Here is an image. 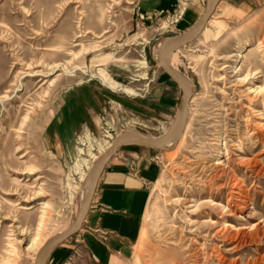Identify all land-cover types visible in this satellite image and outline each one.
<instances>
[{"label":"rangeland","instance_id":"rangeland-1","mask_svg":"<svg viewBox=\"0 0 264 264\" xmlns=\"http://www.w3.org/2000/svg\"><path fill=\"white\" fill-rule=\"evenodd\" d=\"M137 1L0 0V264H34L36 248L25 250L31 237L39 246L69 227L82 185L117 136L129 129L159 136L171 126L178 108L155 113L106 103L79 132L74 159L61 162L43 148L49 117L67 89L97 74L99 55L100 77L121 90L119 102L149 98L153 48L179 32L169 28L175 15L142 23ZM210 20L176 51L174 66L197 93L179 142L153 148L160 177L130 264H264V0H223ZM224 142L227 154L218 151ZM29 163L36 169L19 174ZM8 239L14 252L4 251Z\"/></svg>","mask_w":264,"mask_h":264},{"label":"crops","instance_id":"crops-1","mask_svg":"<svg viewBox=\"0 0 264 264\" xmlns=\"http://www.w3.org/2000/svg\"><path fill=\"white\" fill-rule=\"evenodd\" d=\"M207 4L208 0H192L190 3L184 0H138L133 9L138 16H144L142 23L161 24L183 8L182 16L169 27L180 35L198 21ZM149 42L143 44L145 48ZM101 58L97 56L94 64L98 68L96 75L65 91L42 132L43 148L61 162L77 156L79 132L96 122L106 103L155 113L178 108L181 89L165 70L158 72L161 67L156 59L151 66L155 69L149 98L141 97L137 101L123 98L119 102L116 96L121 90L111 88L100 77V71L104 69V64L99 61ZM105 70L113 72V68ZM111 78L121 84L120 79ZM153 150L130 145L121 147L110 158L102 171L82 228L57 246L45 264H130L134 247L142 236L151 186L160 177L158 156L152 154Z\"/></svg>","mask_w":264,"mask_h":264},{"label":"water","instance_id":"water-1","mask_svg":"<svg viewBox=\"0 0 264 264\" xmlns=\"http://www.w3.org/2000/svg\"><path fill=\"white\" fill-rule=\"evenodd\" d=\"M220 0H208L207 7L198 19V21L184 33L166 38L169 43L160 46L162 41L158 42L153 48V57L158 60L166 73L178 84L182 91V99L179 104L176 116L169 129L159 136H151L138 129H129L113 140L111 146L101 155L93 166V179L91 181L87 195L79 209L78 215L74 222L62 232L48 239L37 254L34 264H45L50 253L61 243L74 236L82 228L83 223L91 208L100 176L110 158L121 148L130 145L144 146L148 148L169 150L168 144L176 145L183 136L188 119L192 99L197 93L196 87L182 75L169 61V57L181 47L197 39L207 27L210 19L216 12ZM156 47L158 49L156 50Z\"/></svg>","mask_w":264,"mask_h":264},{"label":"bare ground","instance_id":"bare-ground-1","mask_svg":"<svg viewBox=\"0 0 264 264\" xmlns=\"http://www.w3.org/2000/svg\"><path fill=\"white\" fill-rule=\"evenodd\" d=\"M169 43V40H165V42H164V44L162 45V46H165V45H167ZM255 44H253V45H251V46H248L247 48H246V53H239L238 54V56H240V57H245V55L246 54H248V53H250V52H252L253 51V49L254 48H252L253 46H254ZM158 49V47H156V50ZM76 52H73V56L75 57V54ZM176 60V52L174 53V54H172L170 57H169V61L171 62V64L174 66V61ZM55 67L54 68H56V67H58V66H64V64H62V65H60V64H58V63H54L53 64ZM241 66V65H240ZM175 67V66H174ZM225 67H228V65L227 64H224L223 65V68H225ZM176 68V67H175ZM35 73H37V72H35ZM184 77H185V79H187V80H189L188 79V77L186 76V75H184V74H182ZM47 82V81H46ZM187 127V126H186ZM255 132H252L251 134H250V136H252V135H255L254 134ZM217 141H221V140H219L220 138H218V137H216L215 138ZM224 141V140H223ZM172 143V142H171ZM112 144V143H111ZM222 145H220V147H218V151H220L221 150V148L223 149V151H224V153H226L227 154V152L229 151L228 150V146H227V144H226V142H224V143H221ZM262 144L264 145V139H262ZM111 146V145H110ZM109 146V147H110ZM222 146V147H221ZM239 146H240V144H239ZM109 147H107V148H109ZM106 148V149H107ZM14 150L15 151H18V147H15L14 148ZM106 151V150H105ZM104 151V152H105ZM103 152V153H104ZM102 154V153H101ZM100 154V155H101ZM99 155V156H100ZM103 155V154H102ZM26 156V153H23V154H21L20 155V157L19 158H23V157H25ZM98 156V157H99ZM101 157V156H100ZM99 157V158H100ZM98 158V159H99ZM222 163V161L221 160H217L216 162H215V164L214 165H219V164H221ZM33 169H36V166L34 165V164H32V163H29V164H27L24 168H23V170L22 171H20L19 172V174H22V175H28L31 171H33ZM223 169V168H222ZM210 170H213V169H210ZM222 171V170H221ZM231 171V170H230ZM228 172V171H227ZM217 173V172H216ZM215 173V174H216ZM222 173V172H221ZM224 174V173H223ZM93 175H94V172H93V170H92V174H91V176L87 179V181L82 185V187H81V190H80V199H79V201H78V204L76 203V202H74V203H76V208L79 210L80 209V207H81V205H82V203H83V201H84V199H85V197H86V195H87V192H88V190H89V187H90V184H91V181H92V179H93ZM211 175V174H210ZM224 177V176H223ZM36 182H32V187H37L36 186V184H35ZM225 183H227V182H225ZM222 185V184H221ZM224 187V186H223ZM210 189V188H209ZM41 191H42V188L41 187H38L37 189H35V191H34V197H38L39 195H40V193H41ZM242 196V195H241ZM237 199V198H236ZM246 203H247V201H246ZM47 205L45 204V202H43L41 205H40V207L42 208V209H45V207H46ZM21 207L23 208V209H26V210H29V209H31L33 206L32 205H30V204H27V205H25V204H23V205H21ZM77 210V213L75 214V212H74V214L75 215H73L74 217H73V220H72V222H71V224L74 222V220L76 219V217H77V215H78V211ZM70 224V225H71ZM69 225V226H70ZM238 232H240V231H238ZM237 232V233H238ZM260 225H257L256 224V226H255V233H256V235L258 236L260 233ZM236 233V234H237ZM235 234V236L234 237H232V238H235L237 235ZM262 234H263V236H264V227L262 228ZM252 236H254V234L252 235ZM37 235H34V236H32L31 237V239H30V241H29V243L27 244V246L25 247V250H32V249H35V252L33 253V255H32V262L33 263H35V261H36V259H37V256H36V254H38L37 253V251L39 250V248L44 244V241L38 246L37 245ZM254 238V237H253ZM257 238V237H256ZM254 240V239H253ZM256 240V239H255ZM37 245V246H36ZM43 247V246H42ZM41 247V248H42ZM196 248V247H195ZM200 248V247H199ZM15 250V245H14V243L12 242V241H10L9 239H8V242L5 244V246H4V251H5V253H11V252H14V250ZM40 251V250H39ZM196 252V251H195ZM199 254H201L200 252H199ZM198 255V254H197ZM197 257V256H196ZM201 257V256H200ZM203 259V258H202ZM235 262V261H234ZM196 263V262H195ZM235 264V263H234ZM248 264V263H247Z\"/></svg>","mask_w":264,"mask_h":264},{"label":"built area","instance_id":"built-area-1","mask_svg":"<svg viewBox=\"0 0 264 264\" xmlns=\"http://www.w3.org/2000/svg\"><path fill=\"white\" fill-rule=\"evenodd\" d=\"M182 14H183V8L179 9L178 13L175 14V17H176L175 20H173V21L171 20V23L177 22L179 20V18L182 16ZM140 17L144 18L143 15H140Z\"/></svg>","mask_w":264,"mask_h":264}]
</instances>
